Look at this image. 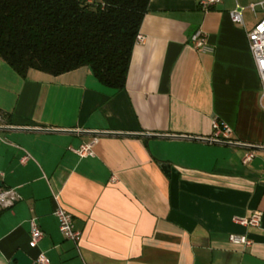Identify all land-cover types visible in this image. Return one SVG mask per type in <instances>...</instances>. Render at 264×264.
<instances>
[{
    "label": "crops",
    "instance_id": "0c3cea01",
    "mask_svg": "<svg viewBox=\"0 0 264 264\" xmlns=\"http://www.w3.org/2000/svg\"><path fill=\"white\" fill-rule=\"evenodd\" d=\"M198 3L149 0L121 90L86 66L21 77L0 58V179L19 195L0 209V264L17 250L50 264H264V109L245 33L264 0ZM236 4L256 5L243 27L229 17ZM199 30L204 51L189 39ZM93 140L92 156L71 150ZM57 202L76 244L58 230ZM254 210L258 227L233 221Z\"/></svg>",
    "mask_w": 264,
    "mask_h": 264
},
{
    "label": "trees",
    "instance_id": "16d2710c",
    "mask_svg": "<svg viewBox=\"0 0 264 264\" xmlns=\"http://www.w3.org/2000/svg\"><path fill=\"white\" fill-rule=\"evenodd\" d=\"M149 0H0V58L19 76L86 66L103 86L125 87Z\"/></svg>",
    "mask_w": 264,
    "mask_h": 264
},
{
    "label": "built area",
    "instance_id": "2783aa9c",
    "mask_svg": "<svg viewBox=\"0 0 264 264\" xmlns=\"http://www.w3.org/2000/svg\"><path fill=\"white\" fill-rule=\"evenodd\" d=\"M221 0H199V8L203 11H207L210 7L219 3ZM261 4V3H260ZM255 4H249L247 7L236 4L235 7L229 11V17L232 23L243 27L242 12L249 8L254 11ZM247 46L252 57L255 70L258 74L260 83H261V95H260V105L264 109V15L258 19L253 27L249 30H245ZM142 39L141 36L137 35V41ZM191 46L198 50H207L206 37L199 30L194 32L190 36ZM212 128L214 129V134L216 138L225 137L228 138L231 133V128L217 120L212 122ZM94 140L91 142H85L79 144L76 148H71V150L80 157L92 156V146ZM253 157L252 153H246L243 161H247ZM28 158V154L23 155L20 158V162L23 163ZM1 175V173H0ZM19 199L18 193L14 189H4L0 188V209L12 205L16 200ZM54 199L57 201V196H54ZM56 217L58 230L61 233L62 237L66 240H70L73 243H77L81 237V232L74 228L72 214L65 210L61 205L58 204L53 212ZM262 213L259 210H254L249 217H233V221L242 226L258 227L261 222ZM29 224V246L35 247L37 243L43 236V232L38 227L35 217H30L28 219ZM229 241L236 244L248 245L250 244V239L245 235H229ZM36 262L39 264H50L49 259L40 254Z\"/></svg>",
    "mask_w": 264,
    "mask_h": 264
},
{
    "label": "water",
    "instance_id": "95a60500",
    "mask_svg": "<svg viewBox=\"0 0 264 264\" xmlns=\"http://www.w3.org/2000/svg\"><path fill=\"white\" fill-rule=\"evenodd\" d=\"M162 168L164 171H168V166L162 165ZM3 187L2 180L0 179V188ZM9 264H39L36 261H34L31 257H29L26 253H24L22 250H17L12 255V257L9 259Z\"/></svg>",
    "mask_w": 264,
    "mask_h": 264
}]
</instances>
